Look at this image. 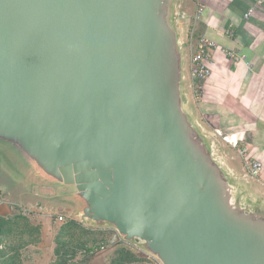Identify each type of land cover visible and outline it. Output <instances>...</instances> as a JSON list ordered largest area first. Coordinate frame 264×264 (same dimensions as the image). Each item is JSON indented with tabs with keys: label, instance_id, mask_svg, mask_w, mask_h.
Wrapping results in <instances>:
<instances>
[{
	"label": "water",
	"instance_id": "95a60500",
	"mask_svg": "<svg viewBox=\"0 0 264 264\" xmlns=\"http://www.w3.org/2000/svg\"><path fill=\"white\" fill-rule=\"evenodd\" d=\"M176 10L0 0V145L40 196L72 197L82 223L140 239L162 264H264L263 203L238 191L185 109Z\"/></svg>",
	"mask_w": 264,
	"mask_h": 264
},
{
	"label": "crops",
	"instance_id": "0c3cea01",
	"mask_svg": "<svg viewBox=\"0 0 264 264\" xmlns=\"http://www.w3.org/2000/svg\"><path fill=\"white\" fill-rule=\"evenodd\" d=\"M255 1L188 0L178 25L181 42L184 37L188 44L206 36L217 44L209 60L211 74L200 97L193 92L187 58L185 109L208 138L214 156L238 191L264 205V168L258 177L249 176L241 154L245 147L264 165V7L245 17ZM8 152L18 167H10L0 152V264H16L9 228L28 220L21 207L34 206L28 218L35 220L42 216L36 207L47 199L38 193L41 184L37 181L42 180ZM56 202L51 205L61 209L63 205Z\"/></svg>",
	"mask_w": 264,
	"mask_h": 264
},
{
	"label": "rangeland",
	"instance_id": "374dc122",
	"mask_svg": "<svg viewBox=\"0 0 264 264\" xmlns=\"http://www.w3.org/2000/svg\"><path fill=\"white\" fill-rule=\"evenodd\" d=\"M187 1L177 0V21L183 20L181 12ZM188 44L184 37L182 45L186 58L189 56ZM0 147L4 161L10 167H18L10 158L7 147ZM56 200L63 205L60 212L51 210V204L57 203ZM43 206L48 209L42 211ZM79 206L70 196L49 197L46 203L38 206L41 217L32 220L27 215L28 220L11 225L10 238L15 245L16 264H162L144 248L140 239L125 241L112 226L82 223L77 214ZM61 213L66 217L64 221L58 219ZM72 222L77 225L71 226Z\"/></svg>",
	"mask_w": 264,
	"mask_h": 264
},
{
	"label": "built area",
	"instance_id": "2783aa9c",
	"mask_svg": "<svg viewBox=\"0 0 264 264\" xmlns=\"http://www.w3.org/2000/svg\"><path fill=\"white\" fill-rule=\"evenodd\" d=\"M257 7H264V0H256L254 5L247 11L245 17L249 18ZM216 46V42L206 36H200L188 44V68L192 79L193 92L196 97L201 96L203 84L210 77L211 67L209 60H211ZM229 55L238 59L232 52H229ZM241 154L244 158L246 173L251 177L261 175L264 168L263 162L245 147L241 149ZM21 209L22 214L26 216L33 212L32 209L26 206H22ZM65 218V215H58L60 221H64Z\"/></svg>",
	"mask_w": 264,
	"mask_h": 264
},
{
	"label": "trees",
	"instance_id": "16d2710c",
	"mask_svg": "<svg viewBox=\"0 0 264 264\" xmlns=\"http://www.w3.org/2000/svg\"><path fill=\"white\" fill-rule=\"evenodd\" d=\"M75 225H77V223H75V222H72V225H71V226H73V227H74Z\"/></svg>",
	"mask_w": 264,
	"mask_h": 264
}]
</instances>
